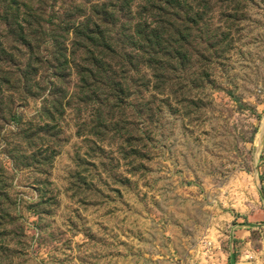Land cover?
I'll return each mask as SVG.
<instances>
[{"label": "rangeland", "instance_id": "obj_1", "mask_svg": "<svg viewBox=\"0 0 264 264\" xmlns=\"http://www.w3.org/2000/svg\"><path fill=\"white\" fill-rule=\"evenodd\" d=\"M168 1L161 83L143 66L116 68L132 95L113 113L134 139L126 149L114 132L91 136L112 115L78 103L85 55L66 30L105 0L32 5L47 22L22 25L37 40L41 92L4 94L0 264H228L232 251L233 264H264V0ZM129 3L133 21L108 29L119 48L158 16ZM9 30L0 20V45L13 48ZM20 47L10 54L26 63ZM46 82L67 95L53 122Z\"/></svg>", "mask_w": 264, "mask_h": 264}, {"label": "trees", "instance_id": "obj_2", "mask_svg": "<svg viewBox=\"0 0 264 264\" xmlns=\"http://www.w3.org/2000/svg\"><path fill=\"white\" fill-rule=\"evenodd\" d=\"M129 2L130 0H105V2L91 8L90 15L84 16L87 17L85 22H77L76 25L72 24L70 28L66 29L73 30L74 39L78 40L77 42H82L83 45H75V47L83 51L85 55V59L82 60L84 66H78L76 69L78 103L86 108L93 106L98 108L97 110L99 111L103 109L112 115L106 122L99 123L95 133L91 136L94 138L100 137L101 133L97 130L105 133L114 132L118 136L121 146L125 147V149L134 139L129 135L127 136V134H119L122 129L115 122L113 113L121 110V107L123 109L126 101L132 95L126 85L127 80L119 78L116 68L119 70L129 68L134 72H139L138 67L143 66L152 73L154 81L161 83L163 78L158 74H161L159 71H162V60L166 57V42L164 41L165 18L166 12L172 4V1L168 0H144L145 7L140 9L143 14H150V11H153L158 16L142 21L144 26L149 29L147 35H143L140 30L137 32L135 27L137 42L128 45V47L124 45V47L119 48L118 46L121 45H112L115 43H112L108 29H116L120 21H133L131 19L133 17L132 7ZM33 4L44 5V0H0V20L5 28L10 29L9 35L18 39L13 40V42L17 43L12 44L14 45L13 48L4 44L0 45V123H4V114L7 112L4 109L5 93H16L19 91L21 95L24 94L28 98L34 99L37 93L41 92V86L37 80L39 73L43 69L41 67L42 62L39 61V52H37V40L34 34L27 35L25 28L22 26H34L36 29L41 30L43 25L47 24L43 20V10L41 8L36 9L34 13L32 12ZM21 10L27 12L26 16L29 17V20H19L18 14ZM175 10L179 11L180 8L177 6ZM124 12L128 14L130 19H126ZM50 26L54 25L50 24ZM13 28L18 30L19 33H13ZM120 28H123L122 25H120ZM139 28H142V25ZM51 41L54 47L58 48V40L52 37ZM20 46L26 51V63L16 61L15 57L10 54V52L19 54ZM126 48L134 52L135 60L138 59L135 63L138 66L135 67V60L133 56L127 53ZM62 52L65 53V50L63 49ZM62 60L67 63L65 56L64 58L62 57ZM52 62L56 66L62 67L54 59H52ZM44 64L48 65L46 62ZM46 85L50 91L46 99L43 100V114L47 120L53 122L54 114H58L63 110V102L66 100L67 95L64 92V88H58V83L46 82ZM143 88L145 89V87ZM58 97H60L59 100L57 99ZM108 126H112V129ZM131 154L134 155L133 152ZM234 256L235 252L232 251L228 264H233Z\"/></svg>", "mask_w": 264, "mask_h": 264}]
</instances>
